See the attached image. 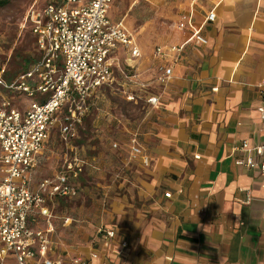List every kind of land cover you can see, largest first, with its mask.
<instances>
[{
	"label": "crops",
	"instance_id": "0c3cea01",
	"mask_svg": "<svg viewBox=\"0 0 264 264\" xmlns=\"http://www.w3.org/2000/svg\"><path fill=\"white\" fill-rule=\"evenodd\" d=\"M211 10L214 20L204 22ZM183 14L192 15L206 44L187 41L191 28H177ZM134 37L140 56L114 52V80L93 95L75 138L62 141L59 117L37 155L32 189L64 171L77 190L45 195L53 227L48 257L69 264L96 251L98 261L113 264H264V172L245 163L264 156L241 148L264 142L257 111L264 0H185L162 43L147 48L143 36ZM185 41L180 52L171 49ZM165 68L171 73L163 85L157 77ZM124 72H136L145 88ZM149 96L158 103L145 102ZM132 136L148 154L147 165L129 156ZM63 208L69 217L58 213ZM29 225L45 228V218L32 215ZM104 229L115 237L104 239Z\"/></svg>",
	"mask_w": 264,
	"mask_h": 264
},
{
	"label": "built area",
	"instance_id": "2783aa9c",
	"mask_svg": "<svg viewBox=\"0 0 264 264\" xmlns=\"http://www.w3.org/2000/svg\"><path fill=\"white\" fill-rule=\"evenodd\" d=\"M113 0H59L43 5L29 6L25 12L24 24L34 35L38 57L19 73L13 80L2 78L0 87L8 92H20L28 99L25 108L15 106L10 99L0 100V264L12 259L15 264H65L61 259L48 257L53 231L52 209L46 203V194L53 196H75L77 190L66 172L61 171L53 178H46L31 188L33 170L37 155L49 138L50 127L61 113L60 137L69 144L77 133V126L90 111L91 98L104 85L114 80V52L125 48L131 57H139L133 33L122 21H112L108 12ZM215 14L208 12L204 22H212ZM177 28H191L187 41L206 44L200 27L193 24L191 14H183ZM171 46L180 52L184 45ZM162 47L156 46L155 54ZM170 68H165L157 77L160 84L170 79ZM124 76L143 90L144 82L137 79V73L124 72ZM262 91L261 104L258 106L260 118L264 121V83L258 86ZM50 96L37 101V92ZM138 94L128 93L126 98L135 102ZM13 99V98H11ZM158 96H149L145 102L154 106ZM116 146V144H113ZM130 157H139L144 165L149 156L139 144L136 136L128 141ZM241 148L264 156V142L248 147L243 142ZM248 167L258 166L264 172V159H246ZM77 166V171H81ZM170 192H164L170 197ZM38 215L45 218V228H33L29 217ZM66 221V219H65ZM104 239L115 237V231H100ZM122 248L126 243H121ZM98 252L92 251L88 258L73 257L69 264H113L98 261Z\"/></svg>",
	"mask_w": 264,
	"mask_h": 264
},
{
	"label": "rangeland",
	"instance_id": "374dc122",
	"mask_svg": "<svg viewBox=\"0 0 264 264\" xmlns=\"http://www.w3.org/2000/svg\"><path fill=\"white\" fill-rule=\"evenodd\" d=\"M50 1L59 0H11L7 5L0 7V70L4 68L5 77L14 78L38 56L35 37L28 25L24 24V16L29 6H40ZM184 3L185 0H113L109 13L113 19H123L139 42V37L143 36L145 47L153 48L155 44L166 40L175 29ZM50 94V91L37 92L35 99L43 101ZM3 97L10 99L20 109L28 104L27 97L20 92H8L0 87V100ZM59 117L61 113L55 120ZM51 143L56 145L57 138ZM65 211L63 208L58 210V213L64 214ZM65 215L70 216L69 212ZM62 216L61 214L60 218H64Z\"/></svg>",
	"mask_w": 264,
	"mask_h": 264
},
{
	"label": "trees",
	"instance_id": "16d2710c",
	"mask_svg": "<svg viewBox=\"0 0 264 264\" xmlns=\"http://www.w3.org/2000/svg\"><path fill=\"white\" fill-rule=\"evenodd\" d=\"M10 1H11V0H0V7L7 5ZM37 57H38V56H37ZM37 57H36V58H37ZM36 58H35L33 61H35ZM33 61H32V62H33ZM32 62H31V63H32ZM26 68H27V67H26ZM4 73H5V71H4L3 74H2V78H3V80H5L6 82H10L11 80H13V79L18 75V74H17L14 78L10 79V78L5 77V74H4Z\"/></svg>",
	"mask_w": 264,
	"mask_h": 264
}]
</instances>
